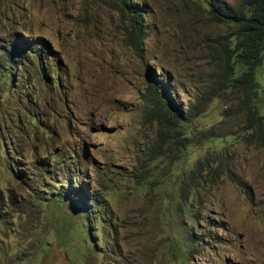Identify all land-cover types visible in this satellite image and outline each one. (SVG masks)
Listing matches in <instances>:
<instances>
[{
    "label": "rangeland",
    "instance_id": "rangeland-1",
    "mask_svg": "<svg viewBox=\"0 0 264 264\" xmlns=\"http://www.w3.org/2000/svg\"><path fill=\"white\" fill-rule=\"evenodd\" d=\"M114 1L0 0V264H264V65L247 117L203 0H132L138 51ZM154 80L203 107L167 138Z\"/></svg>",
    "mask_w": 264,
    "mask_h": 264
},
{
    "label": "trees",
    "instance_id": "trees-1",
    "mask_svg": "<svg viewBox=\"0 0 264 264\" xmlns=\"http://www.w3.org/2000/svg\"><path fill=\"white\" fill-rule=\"evenodd\" d=\"M114 3L128 22L131 44L137 51L140 50L144 37L141 31V6L132 0H115ZM204 8L212 21L230 26V30L224 35L223 42L217 41V46L211 45V57L219 87L226 94L233 92L234 88H241L238 109L245 111L247 117L255 116L260 104L254 94L256 73L264 65V0H239L236 5L226 0H203ZM35 58L38 67H41L39 55ZM13 60L16 61L8 53L0 52L2 67L7 68L9 64H13ZM15 63L20 65L17 61ZM157 82L159 81L154 80L147 88V112L152 114L158 124V135L167 138L166 129L175 127V132L185 130L184 126L200 115L203 107L199 106L200 100L196 97L197 102L194 105L181 110L167 93L168 86L163 82H160L161 84ZM262 141L264 143V135ZM76 181L79 183L77 179ZM74 188L75 186L69 183V190H67L69 196ZM65 194L58 192L53 196L64 197ZM91 203L94 208L102 207L96 198L91 200ZM85 207L88 209L87 205ZM76 209L82 211V214L88 213L84 208ZM97 218V222L106 223L102 214L97 213Z\"/></svg>",
    "mask_w": 264,
    "mask_h": 264
}]
</instances>
